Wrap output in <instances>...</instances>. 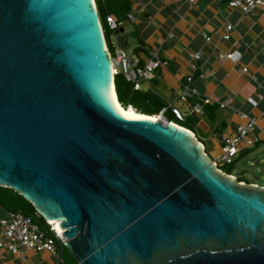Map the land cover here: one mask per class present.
<instances>
[{
  "label": "water",
  "instance_id": "water-1",
  "mask_svg": "<svg viewBox=\"0 0 264 264\" xmlns=\"http://www.w3.org/2000/svg\"><path fill=\"white\" fill-rule=\"evenodd\" d=\"M113 86L94 0H0V188L77 264H264V188L193 132L122 116Z\"/></svg>",
  "mask_w": 264,
  "mask_h": 264
},
{
  "label": "crops",
  "instance_id": "crops-1",
  "mask_svg": "<svg viewBox=\"0 0 264 264\" xmlns=\"http://www.w3.org/2000/svg\"><path fill=\"white\" fill-rule=\"evenodd\" d=\"M98 1L103 5L104 16L121 20L128 13L135 14L134 23L124 24L121 35L126 36V45L127 39L134 37L136 43L132 47H142L136 50L141 66L154 52L165 63L151 79L141 81V91H149L166 103L173 102L186 78L192 76V87L213 101L203 107L202 115H193L198 119L193 132L211 159L219 155L222 137L235 134L236 127L242 123L237 113L256 119L255 134L264 128V10L244 15L224 2L208 0H197L193 5L187 0ZM228 24L233 29L230 39L223 41L220 36ZM204 35L210 36V43ZM228 52L239 54V59L219 58ZM191 54L199 57L191 59ZM191 65L196 67L194 72L190 70ZM242 68L247 72L241 73ZM226 100L231 101L230 108L220 109L214 103ZM255 149L263 152L264 142L244 148L240 154ZM6 213L0 206V222ZM0 264H64V261L59 248L58 257L28 251L25 260L0 249Z\"/></svg>",
  "mask_w": 264,
  "mask_h": 264
},
{
  "label": "built area",
  "instance_id": "built-area-1",
  "mask_svg": "<svg viewBox=\"0 0 264 264\" xmlns=\"http://www.w3.org/2000/svg\"><path fill=\"white\" fill-rule=\"evenodd\" d=\"M197 0H187L189 5H193ZM213 3H226L231 9L240 10L242 14H251L255 10H264V0H208ZM141 7V2L136 3ZM136 16L134 13H128L125 18L121 20L115 19L113 16H106L105 24L109 31H113L116 35L115 42L110 43V48L107 46V51L110 54L111 62L113 66V76L120 73L123 75L126 81L132 83L134 90H140L141 81H146L152 78L154 72L165 66V63L161 62L157 53H151L149 59L143 66L140 65L139 58L134 49L142 48L141 46H129L125 50L118 45V37L120 34L118 31L124 26V24L134 23ZM233 27L228 24L225 26L220 39L228 41L230 39V33ZM206 42L210 43V36L204 35ZM125 41L123 46H125ZM199 54H191V59H196ZM239 54L235 52H228L221 54L219 58L221 60L237 61ZM191 72L196 70L194 65L190 66ZM241 73H246L247 69L242 68ZM193 77L188 76L185 83L182 85L179 95L173 102H167L166 108H163L158 118L161 117V121H167L164 114L167 110L171 111L176 120L183 122L188 115H202V105H210L213 101L200 94L195 88L192 87ZM198 99V103L190 104L189 100ZM220 109L230 108V100L224 102H214ZM202 104V105H201ZM242 123L236 127V132L233 135L223 136L221 140L220 153L212 159L217 170L223 165L231 164L238 154L244 148H252L259 142H264V128L259 129L258 134H255L257 128L256 119L250 118L243 113H237ZM264 152V150H263ZM253 163H251L252 165ZM233 177L237 182V176L233 174L229 175ZM245 183V182H240ZM251 185H258L256 183H249ZM264 188V186H261ZM50 224V223H47ZM0 249H5L12 256H17L22 260L26 259V253L32 251L35 253L45 252L52 256L58 257V248H64L65 242L63 237H58L54 232L52 226H48L46 230H43L34 223L33 219L21 212L6 213V217L0 222ZM62 262V260H60Z\"/></svg>",
  "mask_w": 264,
  "mask_h": 264
},
{
  "label": "trees",
  "instance_id": "trees-1",
  "mask_svg": "<svg viewBox=\"0 0 264 264\" xmlns=\"http://www.w3.org/2000/svg\"><path fill=\"white\" fill-rule=\"evenodd\" d=\"M94 2L96 5L98 15L100 16L99 1L94 0ZM107 16H109V15H107ZM105 18H106V16H105ZM105 18H104V24H105ZM99 19H100V17H99ZM100 22H101V20H100ZM105 27H106V24H105ZM103 34H104V30H103ZM104 37H105V34H104ZM107 46H108V44H107ZM136 50H137V48L134 49V53H136ZM113 87H114L115 96L117 98V101L123 109H127L130 107L138 114H142V115L149 116V117H156L163 108H166V103L163 100H161L158 96H156L155 94H153L149 91L144 92L141 90H134L132 83L126 81L125 78L123 77V75L120 73H118L114 76V86ZM197 101H198V99H197ZM204 106L206 107L207 105H202L201 108L203 109ZM164 116L168 122H172L179 127H182L186 130L193 132L194 124L188 123L187 126L180 125V123H182V122L176 120V118L173 116L171 111L167 110L165 112ZM188 116L190 117L193 115H188ZM186 118H187V116H186ZM183 122L187 123L186 119ZM222 167L220 168V170H222ZM222 172L227 174V175H231L230 171L226 172V171L222 170ZM237 182L240 183V182H244V181L242 179L238 178ZM18 204H24V205L28 206L31 210H33L32 213L34 215V209L21 196L15 194L12 190L0 188V206L2 208H4L7 212L17 213V212H20ZM25 215H27V214H25ZM27 216H29V215H27ZM29 217H31V216H29ZM31 218L33 219L34 223L37 224L35 219L33 217H31ZM47 228H48V226L46 225V229ZM46 229H43V230H46Z\"/></svg>",
  "mask_w": 264,
  "mask_h": 264
},
{
  "label": "rangeland",
  "instance_id": "rangeland-1",
  "mask_svg": "<svg viewBox=\"0 0 264 264\" xmlns=\"http://www.w3.org/2000/svg\"><path fill=\"white\" fill-rule=\"evenodd\" d=\"M224 5H227L224 3ZM99 13H100V20L101 25L104 30L105 34V40L108 44L109 49L110 43L115 42L116 35L113 31H109L104 24V13H103V5L99 4ZM127 45L132 46L136 43V39L134 37H130L127 39ZM166 103V102H165ZM186 122L180 123V125L187 126L188 123L190 124H196L198 119L196 117L187 116ZM254 159V160H252ZM251 163H253L251 165ZM222 170L224 171H230L231 174L234 176H237V178L242 179L246 183H256L258 185L264 186V153L258 149H255L253 151H245L242 154H238L236 158L233 160L231 164L223 165ZM243 172V174L240 176V173ZM19 211L23 214H27L31 217H33L36 221V223L40 226L42 229H46L45 222L34 212V215L32 213L33 210H31L28 206L24 204H18ZM59 251L61 252V249L59 248ZM62 259L64 261V264H77V261L73 258L71 253L64 247L62 249Z\"/></svg>",
  "mask_w": 264,
  "mask_h": 264
},
{
  "label": "bare ground",
  "instance_id": "bare-ground-1",
  "mask_svg": "<svg viewBox=\"0 0 264 264\" xmlns=\"http://www.w3.org/2000/svg\"><path fill=\"white\" fill-rule=\"evenodd\" d=\"M112 97H113V101H114V104H115L116 108L122 114V116H124L125 118H128V119H149V120H152L154 122H156V121L161 119V117L158 118L157 116L156 117H149V116H145V115H142V114H138L130 107L127 108V109H123L121 107V105H119V103L117 101V98L115 96L114 87H112ZM49 223L53 226V230L57 234V236L58 237H62L61 236L62 231L57 233L56 230H55V222L54 223L53 222H49Z\"/></svg>",
  "mask_w": 264,
  "mask_h": 264
},
{
  "label": "clouds",
  "instance_id": "clouds-1",
  "mask_svg": "<svg viewBox=\"0 0 264 264\" xmlns=\"http://www.w3.org/2000/svg\"><path fill=\"white\" fill-rule=\"evenodd\" d=\"M245 182V181H244ZM246 183V182H245ZM47 226H52L51 224H47V223H45Z\"/></svg>",
  "mask_w": 264,
  "mask_h": 264
}]
</instances>
